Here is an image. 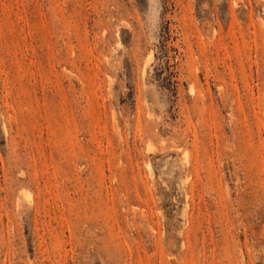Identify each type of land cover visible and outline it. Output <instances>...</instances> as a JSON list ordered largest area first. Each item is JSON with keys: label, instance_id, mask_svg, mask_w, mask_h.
Listing matches in <instances>:
<instances>
[{"label": "rangeland", "instance_id": "374dc122", "mask_svg": "<svg viewBox=\"0 0 264 264\" xmlns=\"http://www.w3.org/2000/svg\"><path fill=\"white\" fill-rule=\"evenodd\" d=\"M0 264H264V0H0Z\"/></svg>", "mask_w": 264, "mask_h": 264}, {"label": "bare ground", "instance_id": "6f19581e", "mask_svg": "<svg viewBox=\"0 0 264 264\" xmlns=\"http://www.w3.org/2000/svg\"><path fill=\"white\" fill-rule=\"evenodd\" d=\"M184 160H185V159H184ZM26 193H27V192H26ZM27 195H30V194L27 193Z\"/></svg>", "mask_w": 264, "mask_h": 264}]
</instances>
